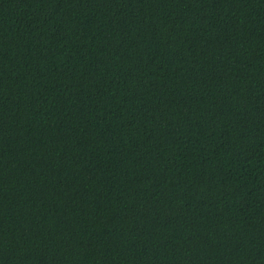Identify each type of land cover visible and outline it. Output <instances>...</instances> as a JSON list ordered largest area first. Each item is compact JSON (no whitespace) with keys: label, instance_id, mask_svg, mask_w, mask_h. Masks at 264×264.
Listing matches in <instances>:
<instances>
[{"label":"trees","instance_id":"16d2710c","mask_svg":"<svg viewBox=\"0 0 264 264\" xmlns=\"http://www.w3.org/2000/svg\"><path fill=\"white\" fill-rule=\"evenodd\" d=\"M0 264H264V0H0Z\"/></svg>","mask_w":264,"mask_h":264}]
</instances>
